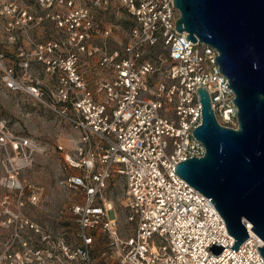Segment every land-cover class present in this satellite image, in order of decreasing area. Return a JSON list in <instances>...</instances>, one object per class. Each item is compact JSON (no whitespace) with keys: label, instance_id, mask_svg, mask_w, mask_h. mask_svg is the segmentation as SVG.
<instances>
[{"label":"built area","instance_id":"obj_1","mask_svg":"<svg viewBox=\"0 0 264 264\" xmlns=\"http://www.w3.org/2000/svg\"><path fill=\"white\" fill-rule=\"evenodd\" d=\"M35 2L44 17L10 5L17 19L9 25H51L54 35L30 40L32 50L21 52L18 64L26 71L33 55L46 78H22L2 65L1 81L54 117L53 148L62 160L55 185L63 203L50 211L53 196L22 177L47 145L0 118V185L7 192L0 197V264H262L263 241L252 224L242 218L248 237L231 249L235 239L210 198L175 172L180 161L205 152L192 134L202 121L196 90L207 91L222 127L237 128V109L215 64L218 52L175 29L173 0ZM118 12L130 23L123 41L110 19ZM26 200L42 219L28 215Z\"/></svg>","mask_w":264,"mask_h":264},{"label":"water","instance_id":"obj_2","mask_svg":"<svg viewBox=\"0 0 264 264\" xmlns=\"http://www.w3.org/2000/svg\"><path fill=\"white\" fill-rule=\"evenodd\" d=\"M175 29L214 48L237 109V128L220 126L207 91L196 92L202 121L193 136L204 155L180 161L176 174L210 198L237 249L248 237L242 218L262 241L264 264V0H173ZM214 252L221 247L213 246Z\"/></svg>","mask_w":264,"mask_h":264},{"label":"rangeland","instance_id":"obj_3","mask_svg":"<svg viewBox=\"0 0 264 264\" xmlns=\"http://www.w3.org/2000/svg\"><path fill=\"white\" fill-rule=\"evenodd\" d=\"M10 5H15L17 9H25L33 18L44 17V10L36 4L35 0H0V53L3 54V58L0 59V118L7 120L9 128L15 133L31 136L47 145L48 152L44 154L36 153L31 167L23 173L22 177L42 187L44 194L53 196L54 202L48 208L55 213L63 203V200L59 197V188L55 185V177L59 171L58 166L62 161L61 155L53 148L57 132L55 119L40 103L31 101L24 93L6 90L1 81L2 65L14 68L17 75L22 78L31 76L33 81L43 80L46 75L42 71V64L33 55L29 57L27 70H20L18 64L25 60L20 53L32 50L30 40L41 42L54 34L50 30L51 25H42V23L31 22L26 27L10 26L9 23L17 19L16 13L12 14L9 12L10 10H7ZM110 19L114 25L118 26L114 28L115 38L118 41H123L126 31L130 27L127 17L125 14L118 12L110 15ZM2 163L3 157L0 155V176ZM5 193H7L6 190L0 185V197ZM24 193H28L27 187L24 189ZM113 193L119 224L123 228V235H127L131 231H129V226L127 227L123 219L124 211L121 208L120 187L116 186ZM26 204L24 210L28 212V215H32L39 220L43 218L39 207L31 205L27 200ZM3 218V214H0V220ZM53 226H56V222L53 223ZM3 237L4 233L0 231V245Z\"/></svg>","mask_w":264,"mask_h":264},{"label":"crops","instance_id":"obj_4","mask_svg":"<svg viewBox=\"0 0 264 264\" xmlns=\"http://www.w3.org/2000/svg\"><path fill=\"white\" fill-rule=\"evenodd\" d=\"M46 77H44V79H45Z\"/></svg>","mask_w":264,"mask_h":264}]
</instances>
